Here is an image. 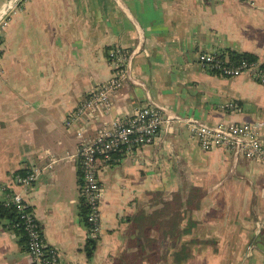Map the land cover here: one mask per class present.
<instances>
[{"label": "crops", "instance_id": "1", "mask_svg": "<svg viewBox=\"0 0 264 264\" xmlns=\"http://www.w3.org/2000/svg\"><path fill=\"white\" fill-rule=\"evenodd\" d=\"M113 47L135 53L134 77L107 114L66 125L86 94L110 79ZM229 51L253 55L264 69V0H27L0 28V187L23 194L61 264H140L139 251L129 252L126 220L141 211L179 213L181 232L193 226L181 240L190 243L186 264H264V164L206 151L179 124L100 164L101 233L94 255L85 251L82 166L70 158L79 153V132L90 140L114 119L157 105L211 126L249 124L264 140V85L199 60L220 53L232 61ZM49 153L61 160L47 169ZM33 168L41 175L24 191L15 173ZM0 264H32L19 235L3 225Z\"/></svg>", "mask_w": 264, "mask_h": 264}, {"label": "built area", "instance_id": "2", "mask_svg": "<svg viewBox=\"0 0 264 264\" xmlns=\"http://www.w3.org/2000/svg\"><path fill=\"white\" fill-rule=\"evenodd\" d=\"M27 0H9L0 9V28L9 26L10 16L21 10ZM112 74L109 80L92 88L86 94L81 105L66 119V125L107 114L113 106L114 98L124 85L134 77L135 53L120 47H113L108 53ZM200 62L222 76H239L243 73L251 75L264 85V69L256 62L242 61L235 64L223 59L221 54L204 53L199 56ZM138 83V82H137ZM139 84V83H138ZM174 124L184 125L202 149L210 151L223 148L237 158L243 156L264 164V140L256 129L249 124H219L215 126L195 121L169 111L166 107L145 105L138 108L131 116L116 118L109 126L97 128L90 140L84 138V131L79 132L82 142L77 156L81 161L84 184L82 195L90 206L88 221L90 223L89 238L98 239L101 233L100 202L103 187L98 178L100 164L109 163L115 153L126 155L132 151L154 143L160 132H171ZM50 161L46 168L60 162L54 154L49 153ZM42 170H27L24 176H16V180L24 191L33 187L39 180ZM11 202L22 213L28 235V253L32 264H61L60 254L55 248L47 246L40 231V224L23 194L14 192ZM17 228L13 226L12 229Z\"/></svg>", "mask_w": 264, "mask_h": 264}, {"label": "trees", "instance_id": "3", "mask_svg": "<svg viewBox=\"0 0 264 264\" xmlns=\"http://www.w3.org/2000/svg\"><path fill=\"white\" fill-rule=\"evenodd\" d=\"M231 60L235 63H241L246 61L248 63L257 62L256 57L250 54H238L233 51H229ZM222 57V56H221ZM223 58V57H222ZM264 67V66H262ZM123 157V154L115 153L110 160L113 163L114 160H118ZM27 170L18 171L15 176H24ZM79 184L83 185V172L82 167L79 166L78 171ZM14 191L4 187H0V225H3L9 230L15 231L20 237V243L22 246L28 248V235L25 229L24 220L22 219V213L16 209V205L11 202V197ZM27 210H33L29 207ZM90 213V206L88 205L84 196L80 197V219L82 223L89 228L90 223L88 221ZM131 224L130 239L128 241L129 252L132 249L139 251L135 255L134 260L140 264H156L164 263L169 264H186L191 256V249H189L190 243L181 242L182 237L189 235L191 228L188 227L187 232L180 231L182 221L184 218L179 213L170 214L164 217H154L152 213L147 211H141L132 218L126 220ZM13 226L15 229H12ZM190 226V223H189ZM40 231L43 235L42 227L40 225ZM98 239H88L85 247V251L88 257H92L97 248ZM167 245V246H166ZM166 247L165 249H163ZM129 254L123 255L126 262H130ZM133 261V260H132Z\"/></svg>", "mask_w": 264, "mask_h": 264}, {"label": "rangeland", "instance_id": "4", "mask_svg": "<svg viewBox=\"0 0 264 264\" xmlns=\"http://www.w3.org/2000/svg\"><path fill=\"white\" fill-rule=\"evenodd\" d=\"M203 54V53H202ZM201 55V54H200ZM134 257H135V255H134Z\"/></svg>", "mask_w": 264, "mask_h": 264}]
</instances>
